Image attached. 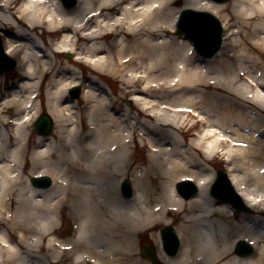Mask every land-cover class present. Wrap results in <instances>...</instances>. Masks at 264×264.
Returning a JSON list of instances; mask_svg holds the SVG:
<instances>
[{"label": "bare ground", "instance_id": "1", "mask_svg": "<svg viewBox=\"0 0 264 264\" xmlns=\"http://www.w3.org/2000/svg\"><path fill=\"white\" fill-rule=\"evenodd\" d=\"M21 1L0 0V30L14 31L5 53L20 55L24 76L0 97V264H153L137 252L142 235L162 264H264V223L236 219L207 192L208 164L223 157L243 201H263L264 0H80L73 10ZM180 1L238 20L216 58L197 59L189 41L174 37ZM65 52L73 58L62 61ZM46 76L55 131L32 144ZM82 78L81 111L64 95ZM105 78L117 89L108 92ZM131 143L148 149L146 163L131 162ZM26 167L29 180L49 176L53 185L26 184ZM129 173L127 199L120 183ZM185 179L197 187L189 199L175 189ZM64 217L76 225L69 238L60 234ZM173 220L176 254L159 230ZM242 239L257 252L238 253Z\"/></svg>", "mask_w": 264, "mask_h": 264}, {"label": "water", "instance_id": "2", "mask_svg": "<svg viewBox=\"0 0 264 264\" xmlns=\"http://www.w3.org/2000/svg\"><path fill=\"white\" fill-rule=\"evenodd\" d=\"M65 8L70 9L75 6L76 0H61ZM216 3H224L228 0H213ZM177 32L184 35L193 45L194 50L203 58L212 57L221 46L222 41V26L215 16L208 12L196 11L190 8L183 9L180 12L179 20L176 23ZM8 62V66L5 63ZM15 66L14 60L8 57L3 50L0 40V73L11 70ZM77 91V90H74ZM77 96L76 94L73 97ZM52 130V119L43 112L38 122L34 125V131L39 134L48 135ZM216 189L212 190V196L231 203L234 207L240 210L249 211L244 206L240 197L235 193L233 187L228 181L226 175L220 171L217 172ZM35 187L46 188L50 185L48 177H39L31 179ZM185 185L191 186L189 193L183 194L185 198H189L196 192V187L190 182H184L178 185V191L182 192ZM122 192L124 195H131V187L128 181L122 184ZM161 236L164 243V249L170 254H175L178 249L179 241L176 237L175 231L171 227L161 228ZM238 253L249 255L252 253V247L243 241H239L236 247ZM241 254V255H242ZM142 255L150 259L153 264H161L154 253V250L146 245L142 249Z\"/></svg>", "mask_w": 264, "mask_h": 264}, {"label": "rangeland", "instance_id": "3", "mask_svg": "<svg viewBox=\"0 0 264 264\" xmlns=\"http://www.w3.org/2000/svg\"><path fill=\"white\" fill-rule=\"evenodd\" d=\"M230 1L231 0H229L226 3H222V4H228V3H230ZM21 3H22V1L20 0V2L17 4V7H19ZM59 3L61 5V7H62V4H61L60 1H59ZM182 5H183V2H181V1L178 2V4L176 5V7L178 8V11L182 8ZM231 15L229 17V19H230L229 21H225L221 15H215L221 21L222 26H224L223 27L224 28V36L226 35V32L227 31H228L227 34H229L230 31H232V30L234 31L233 33H235V31H236L235 30L236 29V25L238 26V24H239L238 23V20L235 19L233 15L232 16ZM230 25H232L231 28H230ZM225 28H227V30ZM42 29L43 28H39L38 29V34L39 35L41 34ZM13 33H14V31L13 30H9V29L8 30H4V29H1L0 30V37L2 38L3 47H4V41H5V39L7 37H9V35L10 36L13 35ZM231 34H232V32H231ZM174 35H175L174 36L175 38H177L178 40H181L182 36L178 35L176 33V31H175V34ZM53 38H55V37H48L47 38V43H51V42L55 41ZM59 55H60V59L62 61H66L67 59L73 58L72 55L69 57V53L68 52H65V53L59 54ZM11 58H13L16 61V67L14 69L10 70V71H6V72L0 74V81H1L0 82V97L2 96L3 92L7 89L8 86H13V84H16L18 82L16 79L19 78V77L21 78V76H22L21 73H23L21 71L22 70V62L20 60V55L19 54H16V55H14ZM197 59H199V57ZM8 65H9L8 62H6L5 63V66H8ZM78 73H80V72H78ZM82 76H84V80H85V78H90V76L86 75L85 73H82ZM48 79H49V77L46 76V78H44L42 80V83H41L42 85L37 90L38 98L41 97L40 99L42 101L40 102V100L37 98V100H35V103H37L38 106H40L41 103H42V106L40 107V111H39L38 115L36 116V118L34 119V121L32 122L31 126L28 129V132L31 133V135H32L31 138H30L32 144H33V140L35 139V137H37V135L34 133V131L32 129V126H33L35 120L37 119V117L41 114V112L43 110L46 111L45 106H46V95L48 94L47 92L54 91V89H55L53 87H49V86L47 87L46 84H47ZM82 81H83V79H82ZM106 83H107V85H104V87L108 90V92H111L115 88L117 89L116 83L115 82H112L110 79H106ZM107 86H109L110 89ZM81 87H83V85ZM69 89L70 88H68L66 90V94L64 95V99L65 100L71 99L70 96L68 95V90ZM81 96H82V93H81ZM81 96L78 99H75L73 102L75 104L78 103L79 104L78 110H81L82 111L83 110L82 109L83 100H82ZM124 100H125L124 101L125 104H131L132 103L131 97L130 98H127V99H124ZM53 126H54L53 129H52L53 131H52L51 135L49 134V136H53V133L55 131V126H56L55 123H54ZM136 145H135V143H131V154H132L131 162H135V164H138V163H146V159H147V156H148V153H149L148 149L147 148H142L141 146H139V143L138 144L136 143ZM29 147H30L29 148V152H32V150H33L32 145L29 144ZM225 159H223V157H220V158L215 157V160L209 162V164H208L211 168H214L213 178H212V180H211V182H210V184L208 186V189H207L208 195H209V192L210 191H212V190H214V189L217 188L216 185L212 186V183H213V180H214L215 171L216 170H222L224 172H227L228 166H229V168H231V165H233V164L229 165L226 162ZM29 174H30L29 167H26V169L24 171V174L22 176L23 177V181H25L26 184H28V183L30 184L29 178L31 177V175H29ZM227 174H228V172H227ZM124 179H129L130 182L132 183V175H131V173H129L126 177H124L121 180V182ZM25 183H24V185H25ZM175 188H176V186H175ZM187 190H189V188H187ZM261 194L263 196L262 197V200L263 201L257 207L252 208V209H254V211L252 212V214L239 213V212L236 211V219H239L238 217H244L247 220L256 218L261 223H264V213H263L264 210L261 209L262 207H264V192L263 193L262 192L259 193V196H261ZM177 222L178 221L173 220V225H170V226L174 227V229H175V225L177 224ZM74 224H75V222L73 220H70L69 218H65L64 217L62 219L61 226H60L61 227L60 228V234L62 235L63 238L64 237L65 238H69V237H71L73 235V226H74ZM160 227H162V226H160ZM242 240H245L246 242H248L246 239H242ZM137 244H138V246H137V252H138V254L140 256H141L140 248L144 244H150L154 248V250L157 249L156 246L153 244L152 240L149 239V238H147V235L140 236ZM254 248H255V253H256L257 252L256 247L254 246Z\"/></svg>", "mask_w": 264, "mask_h": 264}]
</instances>
